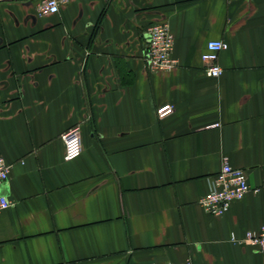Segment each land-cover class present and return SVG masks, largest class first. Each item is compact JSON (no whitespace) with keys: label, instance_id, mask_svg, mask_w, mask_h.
I'll list each match as a JSON object with an SVG mask.
<instances>
[{"label":"crops","instance_id":"obj_1","mask_svg":"<svg viewBox=\"0 0 264 264\" xmlns=\"http://www.w3.org/2000/svg\"><path fill=\"white\" fill-rule=\"evenodd\" d=\"M156 22L174 35L170 70L144 59ZM211 39L229 44L219 77ZM0 156V264H264L232 240L264 224V0H69L47 15L0 0ZM225 160L253 190L216 216L199 201Z\"/></svg>","mask_w":264,"mask_h":264},{"label":"built area","instance_id":"obj_2","mask_svg":"<svg viewBox=\"0 0 264 264\" xmlns=\"http://www.w3.org/2000/svg\"><path fill=\"white\" fill-rule=\"evenodd\" d=\"M69 0H31L40 15L59 13L62 6ZM147 47L144 59L148 66L155 71L170 70L178 65L173 57L175 45L174 35L167 22H156L147 29ZM229 44L223 39H211L207 42L206 49L202 53V60L207 63L205 69L207 75L219 77L223 74V67L219 63L222 51L228 49ZM173 105H162L157 109L160 118L171 114ZM64 143L65 159L68 161L77 159L83 152L81 127L75 124L60 135ZM12 165L0 156V186L7 182ZM252 189L247 171L243 168L234 167L225 160L218 173L210 179V187L199 201L205 211L216 216L225 214L231 208L234 201L242 199ZM256 190V189H255ZM12 202L7 195L0 192V211L9 208ZM232 240L258 246L264 259V224L257 231H248L243 239H237L232 235ZM150 264H158L152 262ZM168 264H193L191 259L183 263L170 262Z\"/></svg>","mask_w":264,"mask_h":264}]
</instances>
